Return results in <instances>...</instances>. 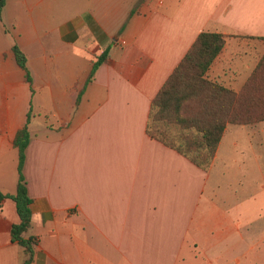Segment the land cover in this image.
<instances>
[{
	"label": "crops",
	"instance_id": "1",
	"mask_svg": "<svg viewBox=\"0 0 264 264\" xmlns=\"http://www.w3.org/2000/svg\"><path fill=\"white\" fill-rule=\"evenodd\" d=\"M8 2L16 13L8 33L0 28L13 35L0 51V192H15L13 139L31 107L30 264H264V123L228 125L208 171L146 134L152 99L201 32L226 36L205 78L241 89L264 54V0ZM17 222L14 203H0V264H18Z\"/></svg>",
	"mask_w": 264,
	"mask_h": 264
},
{
	"label": "trees",
	"instance_id": "2",
	"mask_svg": "<svg viewBox=\"0 0 264 264\" xmlns=\"http://www.w3.org/2000/svg\"><path fill=\"white\" fill-rule=\"evenodd\" d=\"M5 5L6 0H0V21ZM225 39L226 36L217 33L198 34L152 99L148 113L147 136L176 151L202 171L209 170L228 125L249 126L264 122V54L238 92L205 78L210 66L221 54ZM11 52L15 64L23 71L24 82L33 93L25 54L16 44L12 45ZM107 58L108 50L96 58L87 83L92 81L95 72ZM81 94L79 92L76 105ZM32 118L29 107L25 124L13 139V147L18 155L15 192H0V203L11 200L15 205L18 222L11 226L10 236L11 241L21 248L18 264H30L37 247L36 238L28 235L32 224L31 199L23 176L25 150L30 140L28 125Z\"/></svg>",
	"mask_w": 264,
	"mask_h": 264
},
{
	"label": "rangeland",
	"instance_id": "3",
	"mask_svg": "<svg viewBox=\"0 0 264 264\" xmlns=\"http://www.w3.org/2000/svg\"><path fill=\"white\" fill-rule=\"evenodd\" d=\"M5 8L3 10L2 18H1V21H0V28L2 29L1 26H3V29L5 31H3V30L2 31L4 33H8V31L10 30L8 25L11 22L12 18L14 17V15H15L14 13H16V12H14L12 10L14 8V5L11 2H8V5H7V7L5 6ZM12 43H13V35H11V34L10 35H8V34L7 35H1L0 34V51H4L5 49H9V47L11 46ZM45 103H47L46 100H45ZM34 115H35L34 116L35 119L33 121V124L37 125V123H39L42 120V117L40 116V117L37 118L36 114H34ZM262 123H264V122H262ZM33 127H32V130L34 129ZM231 128H241V127H232L231 126L229 130H232ZM243 128L244 129H242V130H244L243 132L245 133L248 130L246 128H249V127H243ZM250 128H253V127H250ZM251 131L254 133L256 130L253 128ZM238 139H239V142H242L244 138H241L239 136ZM252 144H253L254 147H256V144H258L257 141H256V138L253 139ZM246 177L244 178V181H246V183L243 185V188L246 189L247 192H250L251 190H253L252 189L253 187H248V186H249V184H253L254 185L253 182L256 180V178H255L254 175L252 177H250V176H246Z\"/></svg>",
	"mask_w": 264,
	"mask_h": 264
}]
</instances>
